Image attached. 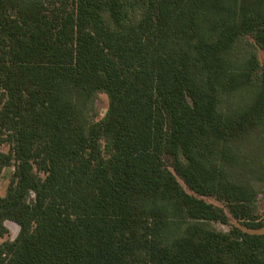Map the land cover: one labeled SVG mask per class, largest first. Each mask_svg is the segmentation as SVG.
Wrapping results in <instances>:
<instances>
[{
  "label": "trees",
  "instance_id": "trees-1",
  "mask_svg": "<svg viewBox=\"0 0 264 264\" xmlns=\"http://www.w3.org/2000/svg\"><path fill=\"white\" fill-rule=\"evenodd\" d=\"M7 167L0 264H264V0H0Z\"/></svg>",
  "mask_w": 264,
  "mask_h": 264
},
{
  "label": "rangeland",
  "instance_id": "rangeland-1",
  "mask_svg": "<svg viewBox=\"0 0 264 264\" xmlns=\"http://www.w3.org/2000/svg\"><path fill=\"white\" fill-rule=\"evenodd\" d=\"M259 58L260 60L263 59V55L261 52L259 53ZM106 109H107V98L105 95L99 94L97 95V97L93 102L90 115L92 117L96 116L95 120H99L104 116ZM1 151L7 152V147H2ZM169 162L170 161L165 160L166 164H169ZM12 174H13L12 167L3 168L0 170V197H3L5 195L7 187L12 179ZM180 184L182 183L180 182ZM254 188L256 192V197L253 203L250 206H245L244 208H242V210H240L238 214L237 219L232 217V215L229 213L228 208L223 203L218 202L213 198H201L208 204H212L216 207L222 208L228 217L227 225L223 226L220 224H215L213 226L216 229L222 230L224 232H227L231 228H238L249 234L264 233V229L258 231H252V230H247L244 227V224L246 222H255V223L264 224V181L260 184H255ZM4 226L6 227L8 232L2 239H0V245L5 241L14 240L19 232L18 226L12 222L6 221L4 223Z\"/></svg>",
  "mask_w": 264,
  "mask_h": 264
}]
</instances>
